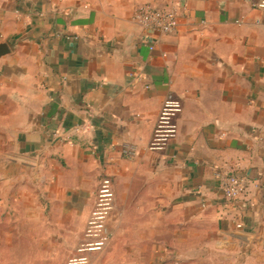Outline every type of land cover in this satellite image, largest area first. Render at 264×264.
Wrapping results in <instances>:
<instances>
[{"label":"crops","instance_id":"1","mask_svg":"<svg viewBox=\"0 0 264 264\" xmlns=\"http://www.w3.org/2000/svg\"><path fill=\"white\" fill-rule=\"evenodd\" d=\"M173 5L170 35L133 21ZM0 45L12 219L62 241L105 189L113 241L165 221L181 258L264 264V0H0ZM218 173L251 179L239 203Z\"/></svg>","mask_w":264,"mask_h":264},{"label":"rangeland","instance_id":"2","mask_svg":"<svg viewBox=\"0 0 264 264\" xmlns=\"http://www.w3.org/2000/svg\"><path fill=\"white\" fill-rule=\"evenodd\" d=\"M108 197L104 189L98 209L86 225L61 229L62 236H67L62 241L58 236L49 240V236L59 233L57 227L22 224L12 218H21L25 211L0 205V264H209V259L203 257H179L180 248L172 241V231L165 221L161 237L154 226L129 225L125 226L129 239L113 241L112 235L122 234L123 227L113 228L107 221ZM145 232L146 242L135 240Z\"/></svg>","mask_w":264,"mask_h":264},{"label":"built area","instance_id":"3","mask_svg":"<svg viewBox=\"0 0 264 264\" xmlns=\"http://www.w3.org/2000/svg\"><path fill=\"white\" fill-rule=\"evenodd\" d=\"M178 12V8L174 5L164 10L146 6L135 12L133 21L147 32L166 36L174 31ZM216 180L218 192L231 203H239L251 186V179L239 174L218 173Z\"/></svg>","mask_w":264,"mask_h":264},{"label":"water","instance_id":"4","mask_svg":"<svg viewBox=\"0 0 264 264\" xmlns=\"http://www.w3.org/2000/svg\"><path fill=\"white\" fill-rule=\"evenodd\" d=\"M8 54L6 45H0V57L5 56Z\"/></svg>","mask_w":264,"mask_h":264}]
</instances>
